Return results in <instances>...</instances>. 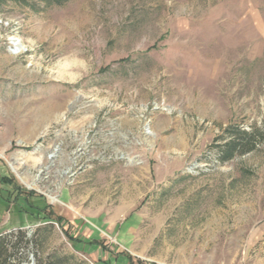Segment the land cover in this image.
I'll use <instances>...</instances> for the list:
<instances>
[{
	"label": "rangeland",
	"instance_id": "rangeland-1",
	"mask_svg": "<svg viewBox=\"0 0 264 264\" xmlns=\"http://www.w3.org/2000/svg\"><path fill=\"white\" fill-rule=\"evenodd\" d=\"M263 129L264 0H0V231L40 228L35 264H99L75 220L134 264H264Z\"/></svg>",
	"mask_w": 264,
	"mask_h": 264
},
{
	"label": "trees",
	"instance_id": "trees-1",
	"mask_svg": "<svg viewBox=\"0 0 264 264\" xmlns=\"http://www.w3.org/2000/svg\"><path fill=\"white\" fill-rule=\"evenodd\" d=\"M48 3L62 4L67 0H46ZM25 2V0H23ZM261 132L260 129L246 131V130H236L235 136L230 137V139L223 144L221 160L227 161L234 157L238 152H249L252 147L248 145L251 144L250 140L255 138V135ZM264 134V129L262 131ZM6 182L10 185L11 181L5 178ZM12 184V183H11ZM9 185H6L9 188ZM15 185V186H14ZM18 191L22 190L19 185L14 184ZM29 194V193H27ZM30 195V194H29ZM29 200V199H28ZM46 221L49 220V216L45 217ZM56 221L61 224L63 217L60 215L56 216ZM40 228L36 229L32 236L29 237L26 230L17 227L9 231L0 232V264H24L28 262L30 256L25 252V247L29 245L39 246L37 236L40 232ZM69 234L67 231H65ZM72 239V236H69ZM66 259L58 255H48L45 259L41 260L39 264H65Z\"/></svg>",
	"mask_w": 264,
	"mask_h": 264
},
{
	"label": "crops",
	"instance_id": "crops-1",
	"mask_svg": "<svg viewBox=\"0 0 264 264\" xmlns=\"http://www.w3.org/2000/svg\"><path fill=\"white\" fill-rule=\"evenodd\" d=\"M4 187L7 188L6 185H4ZM23 216V215H21ZM26 215L23 216V218ZM27 218V217H26ZM64 219L62 220L61 224H63ZM75 222V223H74ZM72 223H74L75 228H79V229H83V227H85L87 229V234L85 237L83 236H79V235H72L71 236L74 239H78L77 244L78 249H81V251L83 253H85L86 255H88L89 257H92L94 260L97 259L99 261V264H134L132 261V259L130 258L132 255L131 254H124L121 253L120 251H116V253H118L117 255L112 254V252H110L109 250H101V246L100 244H96L92 243L91 245H89L91 242H93V239L90 238H97V235L99 233H96V231H93L92 227L90 225H79L80 221L79 220H75ZM29 224H25V226H28ZM62 227H64L62 225ZM17 228V227H16ZM108 229V227H106ZM11 229H15V228H10ZM9 230H2V231H9ZM0 231V232H2ZM98 239V238H97ZM90 242V243H89ZM87 243V244H86Z\"/></svg>",
	"mask_w": 264,
	"mask_h": 264
},
{
	"label": "bare ground",
	"instance_id": "bare-ground-1",
	"mask_svg": "<svg viewBox=\"0 0 264 264\" xmlns=\"http://www.w3.org/2000/svg\"><path fill=\"white\" fill-rule=\"evenodd\" d=\"M8 40L10 42L11 52L14 55L26 52V50L28 49V46L26 44H23L19 37L9 36ZM59 108H60V105H56L54 109L48 110L47 115H46L47 118H51V116L54 115V112L57 111ZM54 154H55L54 152H51L50 154H48V157H53Z\"/></svg>",
	"mask_w": 264,
	"mask_h": 264
},
{
	"label": "built area",
	"instance_id": "built-area-1",
	"mask_svg": "<svg viewBox=\"0 0 264 264\" xmlns=\"http://www.w3.org/2000/svg\"><path fill=\"white\" fill-rule=\"evenodd\" d=\"M24 264H35V261H34L33 256L31 255L29 261H28V262H25ZM91 264H96V263H93V262L91 261Z\"/></svg>",
	"mask_w": 264,
	"mask_h": 264
}]
</instances>
